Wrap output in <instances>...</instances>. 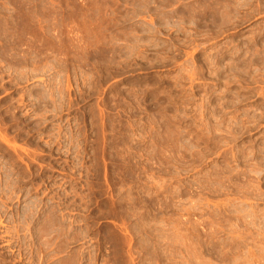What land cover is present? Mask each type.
I'll return each mask as SVG.
<instances>
[{
	"label": "rangeland",
	"instance_id": "374dc122",
	"mask_svg": "<svg viewBox=\"0 0 264 264\" xmlns=\"http://www.w3.org/2000/svg\"><path fill=\"white\" fill-rule=\"evenodd\" d=\"M0 264H264V0H0Z\"/></svg>",
	"mask_w": 264,
	"mask_h": 264
}]
</instances>
